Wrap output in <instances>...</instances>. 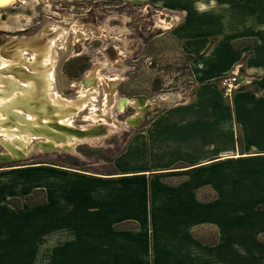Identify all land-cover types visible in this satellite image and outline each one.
Instances as JSON below:
<instances>
[{"label": "crops", "instance_id": "crops-1", "mask_svg": "<svg viewBox=\"0 0 264 264\" xmlns=\"http://www.w3.org/2000/svg\"><path fill=\"white\" fill-rule=\"evenodd\" d=\"M148 2L177 22L191 96L148 119L110 173L36 166L16 187L0 174V264H219L223 243L245 250L218 210L264 199V0ZM225 72L239 75L231 93ZM40 190L45 203L26 207ZM206 226L208 244L194 234Z\"/></svg>", "mask_w": 264, "mask_h": 264}, {"label": "rangeland", "instance_id": "rangeland-1", "mask_svg": "<svg viewBox=\"0 0 264 264\" xmlns=\"http://www.w3.org/2000/svg\"><path fill=\"white\" fill-rule=\"evenodd\" d=\"M148 1L8 0L5 6L0 7V33L7 35L34 32L48 21H53L51 27H55L60 21H71L63 41L64 45L55 47L57 57L54 85L55 91L63 99L77 100L82 95V84L93 71L94 65L102 63L94 74L100 73V76L110 81L114 79L115 73L119 76V82L114 89L115 96L108 100V107L113 106V113L118 122H127L135 115L141 118L142 111L156 104L154 109L144 112L147 114L143 116L141 124L130 126L125 123L123 129L112 132L101 141L78 143L72 152L44 153L36 150L26 160L0 165L2 182L16 187L14 183L28 177L30 168L43 166L33 165L34 163L42 162L50 166L47 168L64 166L96 174L110 173L113 171L114 161L126 150L131 136L142 129L148 119L170 106L167 104L191 96L194 80L190 59L182 55L178 43L171 37L168 29L177 22L171 23L169 10L154 6ZM103 61L107 63L106 68ZM113 63L116 68H111L110 71L109 65ZM97 86L96 102L99 111H102L107 92L101 83ZM165 95L172 97L164 99ZM139 98L145 99L142 107L129 104L123 111L115 107L118 99L133 102ZM91 109L87 106L75 115L74 126L81 128L90 123L86 116L90 114ZM1 153H4L2 147ZM43 175H48V172ZM41 197V194H37L33 196L32 201H39ZM254 200L256 203L253 205L234 203L228 207L233 210L229 215L225 213L226 209L218 210L219 220H227L224 229L232 223L230 226L233 227L234 235L236 229L237 232L244 230L246 233V251L244 247H236L233 252H227V246L223 243L218 250L219 264H264V199L258 196ZM216 233L214 227L206 226L194 234L196 237L201 235L202 241L208 244L215 241L213 235Z\"/></svg>", "mask_w": 264, "mask_h": 264}, {"label": "bare ground", "instance_id": "bare-ground-1", "mask_svg": "<svg viewBox=\"0 0 264 264\" xmlns=\"http://www.w3.org/2000/svg\"><path fill=\"white\" fill-rule=\"evenodd\" d=\"M7 2L8 0H0V7L5 6ZM70 22L60 21L55 27H51V22L48 21L44 25L47 29L46 34L41 33L38 40L32 43L34 47L27 45L22 49L20 48V50H5L7 55L4 58L0 57V134L5 138L7 146L16 156L30 151L31 149H28V146L33 145V140H36L34 143L51 149L63 148L64 146L80 144L83 141H101L107 136V133L111 134L116 130L123 129L125 123L132 126L139 122L140 117L135 115L127 122L120 123L115 118L113 106L108 107V100L113 99L115 96L114 89L119 82V76L115 73L117 76L113 75L114 79L110 81L104 79L98 72V75L94 74L102 63L94 65L93 71L82 84L80 92V95H82L77 100L68 101L63 99L55 91L54 71L57 57L55 47L56 45H64L63 41ZM158 25L160 24L158 23ZM32 48V54L25 57L23 55L24 50L26 52L32 50ZM114 63L109 65L110 71H112L111 68H116ZM106 65L107 63L105 68ZM113 72L117 71L113 70ZM100 83L107 92L102 111H99L96 102L97 84ZM129 101L118 99L115 104L116 109L123 111L129 104L142 107L145 99L139 98L133 102ZM170 101H172V98ZM87 106L92 108L90 114L86 116L90 123L77 128L73 124V119ZM155 106L156 104L151 105L148 109H154ZM148 109H145L142 113L148 112ZM92 124L97 126L95 129L90 130ZM83 133L91 136L96 134L105 136L81 138ZM68 136H70L69 139L73 138V140L65 142Z\"/></svg>", "mask_w": 264, "mask_h": 264}, {"label": "water", "instance_id": "water-1", "mask_svg": "<svg viewBox=\"0 0 264 264\" xmlns=\"http://www.w3.org/2000/svg\"><path fill=\"white\" fill-rule=\"evenodd\" d=\"M49 22L53 23V21H49ZM41 31H43V32L46 31L45 26L41 27L40 29H38L34 32L25 33V34H16V35L1 34L0 35V56H6L7 55L6 54L7 51H5V50H9V51L18 50V49L20 50V48L22 49L23 47H25L27 45L32 46V43L35 42L36 40H38V38L41 36ZM35 45H37V44H35ZM32 47H34V46H32ZM35 47H37V46H35ZM24 52H25V50H24ZM24 52H23V55L25 57H29L30 53L33 52V48H32V50L26 51L25 53ZM164 97H166L167 99L170 98L169 95H166ZM81 112H79V113H81ZM145 114H147V113H145ZM145 114H143L141 116L139 122L135 126L141 124L142 118ZM96 126L92 124V126L90 127V130L95 129ZM98 135L99 134L91 136V135H85V133H83V136H81V138H92V137H95ZM107 135H109V133H107ZM99 136L102 137L105 135L100 134ZM69 138H70V136L66 137L65 142L66 141L68 142V140H73V138L72 139H69ZM33 141L36 142V140H33ZM86 142H88V141H83L81 143H86ZM89 143H91V142H89ZM32 144H33L32 147L30 146V149H31L30 151H27L26 153H20L18 156H16L13 153V151L9 148V146H7V144L5 142V138L0 134V147H2L4 150V153L0 154V165H4L6 163H11V162H16L19 160H26L29 157H31L32 154L36 150L44 152V153H55L58 151H64V152L65 151H71L72 152L73 149L76 147V145H78V143H77V144H74L71 146L70 145L64 146L63 148L59 147L57 149H51L48 147H44L40 144H36V143H32ZM28 149H29V146H28Z\"/></svg>", "mask_w": 264, "mask_h": 264}, {"label": "trees", "instance_id": "trees-1", "mask_svg": "<svg viewBox=\"0 0 264 264\" xmlns=\"http://www.w3.org/2000/svg\"><path fill=\"white\" fill-rule=\"evenodd\" d=\"M37 164L43 165L45 167H50L47 163H44V162H42V163H34L33 165H37ZM58 166H60V165H58ZM60 167L66 168L64 166H60ZM68 168L69 169H73V170L82 171V172H89V173H91L90 171H87V170H81V169L72 168V167H68ZM37 194H41L42 197H41V199L39 201L33 202L32 201V198H33V196H36ZM44 203H45L44 191L43 190H40V191L34 192L31 195L26 196L25 203L24 204H25L26 207H30V206H34V205H42ZM9 204L11 206H13L14 208H16V209H21L23 207V203H22V201L20 199H10L9 200Z\"/></svg>", "mask_w": 264, "mask_h": 264}, {"label": "built area", "instance_id": "built-area-1", "mask_svg": "<svg viewBox=\"0 0 264 264\" xmlns=\"http://www.w3.org/2000/svg\"><path fill=\"white\" fill-rule=\"evenodd\" d=\"M218 82L225 93H231L239 85V75L235 72H225Z\"/></svg>", "mask_w": 264, "mask_h": 264}, {"label": "flooded vegetation", "instance_id": "flooded-vegetation-1", "mask_svg": "<svg viewBox=\"0 0 264 264\" xmlns=\"http://www.w3.org/2000/svg\"><path fill=\"white\" fill-rule=\"evenodd\" d=\"M25 33H27V31H25L24 34H25ZM1 34H4V33H0V35H1ZM22 34H23V33H22Z\"/></svg>", "mask_w": 264, "mask_h": 264}]
</instances>
